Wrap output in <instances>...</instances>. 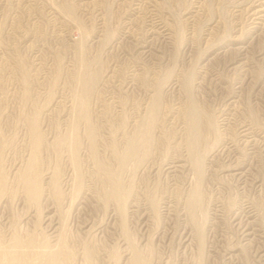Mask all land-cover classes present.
Returning a JSON list of instances; mask_svg holds the SVG:
<instances>
[{
	"label": "rangeland",
	"instance_id": "obj_1",
	"mask_svg": "<svg viewBox=\"0 0 264 264\" xmlns=\"http://www.w3.org/2000/svg\"><path fill=\"white\" fill-rule=\"evenodd\" d=\"M80 54L88 71L98 73L88 121L77 128L85 194L63 187L59 206L50 195L37 207L18 178L31 156L28 118L39 114L44 137L40 175L65 176L71 154L60 139L75 116ZM263 88L264 0H0V157L8 178L0 219L22 226L34 215L29 228L41 232L48 209L64 215L74 264H126L133 247L150 264H264ZM157 94L161 107L141 150L145 158L122 174L133 193L123 218L105 199L109 184L93 159L87 127H94L97 157L115 170V148L123 150ZM191 100L216 123L209 142L223 148L203 165L202 246L185 202L194 178L186 142ZM240 221L250 222V236L242 235Z\"/></svg>",
	"mask_w": 264,
	"mask_h": 264
},
{
	"label": "bare ground",
	"instance_id": "obj_2",
	"mask_svg": "<svg viewBox=\"0 0 264 264\" xmlns=\"http://www.w3.org/2000/svg\"><path fill=\"white\" fill-rule=\"evenodd\" d=\"M82 45H84V44L82 43ZM232 58H234V57H232ZM248 60H250V59H248ZM77 82H78V85L80 87V90L78 91V93H77V95L75 97V100H74L75 101V103H74V115L75 116H74L73 122L71 124V128H70L69 133L66 136H64V137H62L60 139V143H65V144H67L69 146V151H70V154H71V157H70L71 169L69 170L68 173H66L65 176L63 174H60V172L58 170H56V171H54L52 176H48L47 179H50V181L46 182L47 179L44 180L43 176L40 175V164H41L40 153H41V150H42L44 137H43V134L41 132L42 129H40V125H39V123H40L39 122V114L35 113L34 115H32L31 117L28 118L29 135H30V141L29 142L31 143V156L29 157V160H28V163L26 165V168L23 171L21 170L22 172L21 171L19 172L18 178L20 180V183L22 184V187H23V189L25 191V195H26L27 199L34 206L38 207L40 201L42 199H45L46 197H47L46 201H49L50 200V195H51V197H53L55 199L54 201H56L57 202L56 204H58V206H59L62 203L61 201H62L63 193H64L63 187H67V189H69V191L72 194H74V195H80V194L83 195V194H85V191L83 190V185L84 184H83V177H82V173H81V169H80V159H79V157H77V149L79 148L78 147L79 146L78 145V139H77V128H78V124H79L80 121H82V120L83 121L84 120L88 121L89 99H90V95H91V92H92L93 88L95 87V85L98 82V73H90L88 71L87 64L84 63V60H83V57H82L81 54H80V68H79V70L77 72ZM191 82H192L191 79L190 78H186V76H185V80L183 82V85H184V87H185V89L187 91H190L191 84H192ZM227 96H228V94H227ZM193 98H194V96H193ZM188 101H189V99H188ZM195 102L191 100L190 103L185 107L186 142H187V149H188V152H189L190 158H191L192 168H193V171H194V178H192V181L190 183L191 186H190V188L188 190L185 202H186L187 216L189 218V222L194 227V231H195L196 237L199 240L200 246H202V244H203L202 243L203 242L202 225L203 224L201 225V223H200V214L202 213L203 201H204L203 200V192H202V189H201V183L203 182L202 179H203V173H204L203 165H204V162H206L208 160V157L212 156L214 158L215 155H213V154L215 152H218L219 150L221 151L223 148L221 147L222 149H219V148L216 149V147H217V144H215L216 141L214 143H212V144L209 142V136H211L213 133L216 135V133H215L216 132V125H215L216 123L211 119V117H209L207 115H204L205 113L203 114L202 110L200 109V107ZM234 104H235V102H234ZM160 107H161V99H160V95L157 94L154 97V100H153L149 115L141 123V125L136 129V131L133 134V136H131L128 139V141L125 144V147L123 148V150L119 151L117 148H115L116 159H117V162H118V168L115 169V170L111 169L109 166H107L100 159V157H97L96 149L93 146V141L95 139V130H94V127L91 124H88L87 134H88L89 139L92 142L91 143L92 144V154L94 155L93 159H94L98 169L104 174L106 182L109 184V188L105 192V199L107 201H113L116 204V207H117L116 209H118L120 215L123 218H125V209H126L128 203H131V201H132V194L133 193H132L131 185L126 186L124 184L123 179H122V174H123L124 169L126 168V166L130 162H134V167H137L143 161V159L145 158V157H143L144 154H141V150H142V148H146L151 142L153 126L156 123ZM144 108H146V107H144ZM20 136H21V134H20ZM210 138H212V137H210ZM221 139H222V137H221ZM111 145H112V143H111ZM147 150H149V149H147ZM112 151H113V149H112ZM226 152H227V150H226ZM206 157H207V159H206ZM255 159H256V157H255ZM2 162H3V157H0V202L3 199V196H4V194H5L6 190H7V185H8V178H7L5 172H4L3 168H2ZM229 166L227 167L228 169H229ZM239 166L240 165H238V167ZM235 171H236V173H235L236 175L241 176L243 174L244 170L241 171V169L236 168ZM125 176H126V174H125ZM44 185H48L47 188H44ZM214 185H216V184H214ZM15 186H16V184H15ZM10 189H9V191H10ZM8 197H11V196H8ZM64 198H66V197H64ZM71 199H72V197H71ZM151 202L154 203V199L153 198H151ZM154 205H155V203H154ZM2 207H3V205H2ZM38 209H40V208H38ZM59 209H61V208H59ZM56 210H58V208H56ZM61 211L63 212V210H61ZM47 212H48L47 215H45L46 217L44 216L45 217V221H44L43 218H41V221L42 220L44 221L43 222V228L41 229V232H39L36 227H33L34 229H30L29 228V221H31V219L34 218V215L32 216V218H30L28 221H26L22 226H20L19 224H15V225H10L9 224L8 225L7 222H3V221H5V219H0V264H74V258H75L74 257V252L70 248V245H69V243L67 241V237H65L66 233L64 234V229H65L67 217H66V220L64 221V218H62V217H64V215L62 217L58 216L57 211H54L52 213V211H50L48 209ZM214 215H215V213H214ZM29 216H31V215L29 214L27 217H29ZM75 219H77V218H75ZM122 224L125 227V222L124 221H122ZM250 225H251L250 222H247V221L246 222L240 221L238 223V226H239L243 236H250V234H251L249 232V229L251 227ZM185 227H187V226L185 225ZM99 231L101 232V230H99ZM124 232L127 234L126 228H124ZM127 238L129 239L128 235H127ZM184 239H183V241H184ZM194 241L196 243V240H194ZM184 243H185V241H184ZM188 245H186V247ZM242 249H244V248H242ZM242 249H241V251H242ZM129 253H130V257L126 261V264H150L151 263L149 257L144 255L136 247L131 248ZM85 256H86L87 260H90L92 258L91 250L86 249L85 250ZM262 257H264V253L262 254ZM161 258H163V257H161ZM75 264H76V262H75ZM165 264H167V263H165Z\"/></svg>",
	"mask_w": 264,
	"mask_h": 264
}]
</instances>
